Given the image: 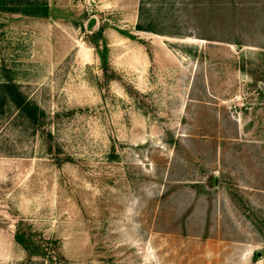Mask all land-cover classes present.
Masks as SVG:
<instances>
[{
	"label": "rangeland",
	"instance_id": "rangeland-1",
	"mask_svg": "<svg viewBox=\"0 0 264 264\" xmlns=\"http://www.w3.org/2000/svg\"><path fill=\"white\" fill-rule=\"evenodd\" d=\"M139 1L0 2V264H264V0Z\"/></svg>",
	"mask_w": 264,
	"mask_h": 264
},
{
	"label": "trees",
	"instance_id": "trees-1",
	"mask_svg": "<svg viewBox=\"0 0 264 264\" xmlns=\"http://www.w3.org/2000/svg\"><path fill=\"white\" fill-rule=\"evenodd\" d=\"M1 1L2 0H0V2ZM2 7L3 6H1V8ZM29 7L31 8L32 5H29ZM5 11L14 13L18 10L15 8H7ZM24 13L28 16L41 18H48L49 16L48 8L45 5H43L40 10H31ZM152 23V10L145 4L144 0H140L137 9V22L134 30L136 32H148L159 35V32L154 30ZM106 53L107 48L104 47L100 59L105 73L107 72ZM6 106L12 108L16 112L15 120H23L32 130H34V132L46 126V113L35 103L26 99L20 92L18 86L10 82L0 83V116L4 115V109ZM46 139L51 142L53 139L52 135L47 133ZM50 147L51 146L49 145L48 151H51ZM14 239L26 254V264L32 263L34 258L47 261L49 264H59L60 261L65 262L64 258L59 253L56 241H44L41 239L34 241L26 238L25 234L20 231L15 233Z\"/></svg>",
	"mask_w": 264,
	"mask_h": 264
},
{
	"label": "water",
	"instance_id": "water-1",
	"mask_svg": "<svg viewBox=\"0 0 264 264\" xmlns=\"http://www.w3.org/2000/svg\"><path fill=\"white\" fill-rule=\"evenodd\" d=\"M93 24H94V20L93 19H91L90 21H88V23L86 25V30L87 31H90L91 28H92V26H93Z\"/></svg>",
	"mask_w": 264,
	"mask_h": 264
},
{
	"label": "bare ground",
	"instance_id": "bare-ground-1",
	"mask_svg": "<svg viewBox=\"0 0 264 264\" xmlns=\"http://www.w3.org/2000/svg\"><path fill=\"white\" fill-rule=\"evenodd\" d=\"M137 34H139V35H142V36H148L149 34H147V33H145V32H136ZM116 43L117 42H115L114 40H113V44H115L116 45Z\"/></svg>",
	"mask_w": 264,
	"mask_h": 264
}]
</instances>
